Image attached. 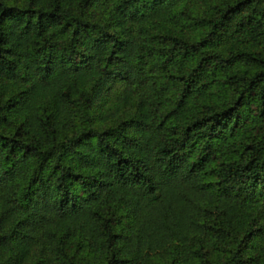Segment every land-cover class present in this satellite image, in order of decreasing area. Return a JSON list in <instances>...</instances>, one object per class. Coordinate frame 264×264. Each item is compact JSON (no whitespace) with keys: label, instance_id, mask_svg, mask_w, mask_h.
I'll use <instances>...</instances> for the list:
<instances>
[{"label":"trees","instance_id":"trees-1","mask_svg":"<svg viewBox=\"0 0 264 264\" xmlns=\"http://www.w3.org/2000/svg\"><path fill=\"white\" fill-rule=\"evenodd\" d=\"M0 264H264V0H0Z\"/></svg>","mask_w":264,"mask_h":264},{"label":"rangeland","instance_id":"rangeland-1","mask_svg":"<svg viewBox=\"0 0 264 264\" xmlns=\"http://www.w3.org/2000/svg\"><path fill=\"white\" fill-rule=\"evenodd\" d=\"M108 95H110V94H108Z\"/></svg>","mask_w":264,"mask_h":264}]
</instances>
